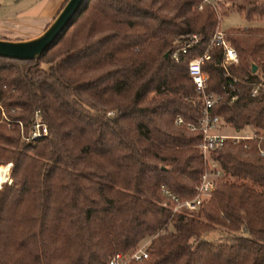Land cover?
<instances>
[{
    "label": "trees",
    "instance_id": "16d2710c",
    "mask_svg": "<svg viewBox=\"0 0 264 264\" xmlns=\"http://www.w3.org/2000/svg\"><path fill=\"white\" fill-rule=\"evenodd\" d=\"M220 1L84 0L36 58L0 56V264H105L143 242L127 264H264V136L226 138L204 160L186 126L202 108L187 60L207 52L210 112L264 128V0H231L263 25L223 30L237 54L225 66L208 46ZM184 33L199 39L174 58ZM35 109L47 132L31 142ZM209 165L221 175L197 208L163 204L161 184L192 197ZM216 228L226 239L202 237Z\"/></svg>",
    "mask_w": 264,
    "mask_h": 264
},
{
    "label": "built area",
    "instance_id": "2783aa9c",
    "mask_svg": "<svg viewBox=\"0 0 264 264\" xmlns=\"http://www.w3.org/2000/svg\"><path fill=\"white\" fill-rule=\"evenodd\" d=\"M217 0H200L198 8L203 3L210 4L215 8ZM177 41L181 43L180 48H176L171 51V55L176 58L179 51H184L186 47L193 43H196L199 39L197 33H184L176 37ZM208 46H218L222 49L221 64H235L237 62V54L235 48L228 42L225 37L224 31L216 26L208 39ZM208 53L203 52L200 55L193 56L187 60V72L194 85V91L197 95V99L201 102L202 108L200 116L197 118L195 124L187 123L188 129L197 128L201 132V141L196 145L204 160H206L208 153L219 147L224 139H230L236 141L240 138H251L255 135L264 136V128L258 129L253 133L245 134H232L221 131V118L219 115L211 113L210 108L220 98L221 94L206 91L205 79L206 74L202 69V63L208 58ZM235 81V78H233ZM258 83L254 84L250 90L251 95H255L258 92ZM231 86L230 83L226 87ZM224 87V88H226ZM236 97L235 93L229 96V102L233 101ZM181 119L177 117L176 122H180ZM18 123L20 121L18 120ZM47 132L46 124L40 119L39 110L35 109L33 113V120L30 124L26 139L33 142L35 139L44 136ZM260 152H262L260 150ZM221 175L220 169L209 165L204 169L200 175V179L195 186V194L189 198H180L175 193L170 191L163 184L160 185L159 190L163 198V204L169 206L173 211L180 208L195 209L200 202L211 195L215 180ZM146 242L137 246L132 252L127 255L116 252L111 255L105 264H127L130 260H140L147 256L145 249Z\"/></svg>",
    "mask_w": 264,
    "mask_h": 264
},
{
    "label": "crops",
    "instance_id": "0c3cea01",
    "mask_svg": "<svg viewBox=\"0 0 264 264\" xmlns=\"http://www.w3.org/2000/svg\"><path fill=\"white\" fill-rule=\"evenodd\" d=\"M65 0H0V39L19 41L40 34Z\"/></svg>",
    "mask_w": 264,
    "mask_h": 264
},
{
    "label": "water",
    "instance_id": "95a60500",
    "mask_svg": "<svg viewBox=\"0 0 264 264\" xmlns=\"http://www.w3.org/2000/svg\"><path fill=\"white\" fill-rule=\"evenodd\" d=\"M84 0H65L50 23L37 36L19 41L0 39V56L16 59L36 58L58 35ZM168 52L164 53L167 56ZM251 71L255 64H251Z\"/></svg>",
    "mask_w": 264,
    "mask_h": 264
},
{
    "label": "rangeland",
    "instance_id": "374dc122",
    "mask_svg": "<svg viewBox=\"0 0 264 264\" xmlns=\"http://www.w3.org/2000/svg\"><path fill=\"white\" fill-rule=\"evenodd\" d=\"M221 3H223V8L227 14L220 16L219 18L217 16V24L220 29L224 30L227 27L230 26H252V25H263V22L261 20H247L245 19L242 15H240L235 7V4L231 2V0H221ZM18 122V120H16ZM19 127L21 128L22 124L21 122L18 123ZM221 131L227 132V133H232V134H245V133H253L255 132V128L249 125H245L240 129H234L233 127H230L227 124H222L221 125ZM258 130V129H257ZM20 133H22V130H20ZM6 164H9L10 162H7ZM5 163H2L0 165H6ZM5 180L7 182H10L11 180L8 177V172L6 174ZM3 180V181H5ZM2 182V181H1ZM202 237H206L208 239H211L213 241L217 240H224L227 237V233L225 230L216 228L213 230H210L206 232ZM144 243V242H143ZM142 244V243H140ZM139 244V245H140Z\"/></svg>",
    "mask_w": 264,
    "mask_h": 264
},
{
    "label": "bare ground",
    "instance_id": "6f19581e",
    "mask_svg": "<svg viewBox=\"0 0 264 264\" xmlns=\"http://www.w3.org/2000/svg\"><path fill=\"white\" fill-rule=\"evenodd\" d=\"M8 168H9V164L4 165V166H0V183H1V181L5 180L6 174L8 172Z\"/></svg>",
    "mask_w": 264,
    "mask_h": 264
}]
</instances>
